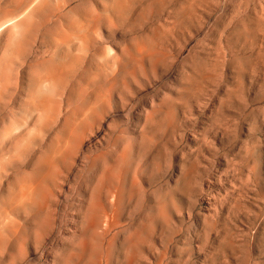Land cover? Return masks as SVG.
<instances>
[{"label": "rangeland", "instance_id": "374dc122", "mask_svg": "<svg viewBox=\"0 0 264 264\" xmlns=\"http://www.w3.org/2000/svg\"><path fill=\"white\" fill-rule=\"evenodd\" d=\"M0 264H264V0H0Z\"/></svg>", "mask_w": 264, "mask_h": 264}]
</instances>
